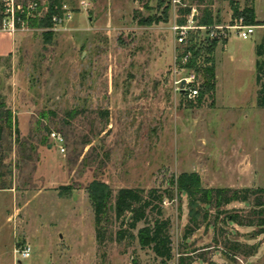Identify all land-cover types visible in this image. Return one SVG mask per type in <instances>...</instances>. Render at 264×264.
Returning a JSON list of instances; mask_svg holds the SVG:
<instances>
[{"label":"rangeland","instance_id":"obj_1","mask_svg":"<svg viewBox=\"0 0 264 264\" xmlns=\"http://www.w3.org/2000/svg\"><path fill=\"white\" fill-rule=\"evenodd\" d=\"M62 1L61 17L54 15L60 23L52 16L49 25L0 32V102L18 128L0 120V264H14L24 244L31 250L22 264H264V227L225 220L248 215L243 202L222 214L210 209L208 221L183 238L189 212L181 184L264 188V107L255 79L264 25L247 39L232 32L227 43L217 40L213 89L188 99L174 81L193 74L200 88L210 63L199 57V71L185 67L191 53L179 57L168 0ZM47 2L37 0V17ZM229 2L211 0L218 24L227 22ZM253 5L264 19V0ZM194 35L207 45L204 32ZM94 182L112 190L101 243L88 194ZM122 187L170 195L162 202L169 260L139 244L143 222L129 231L115 218Z\"/></svg>","mask_w":264,"mask_h":264},{"label":"trees","instance_id":"obj_2","mask_svg":"<svg viewBox=\"0 0 264 264\" xmlns=\"http://www.w3.org/2000/svg\"><path fill=\"white\" fill-rule=\"evenodd\" d=\"M27 0H24L26 2ZM37 3V0H30ZM204 7L199 18L200 25H212L217 20L213 18L210 8L211 0H203ZM62 0H48L47 12L44 17L31 16L26 18V24L30 27L49 25L51 17L62 15ZM231 19L242 18L246 25H264V21L256 19L253 0H245L243 7H240L237 0H230ZM182 13L187 10H181ZM179 23H184L185 18L181 16L177 20ZM146 23V22H145ZM196 35L192 33L187 37L186 43L179 51V57H182L186 52H190L188 63L185 67L189 70L199 71L196 69V60L200 57L204 62L210 63L203 69L205 80L202 82V87L199 88L198 98L213 89V66L211 54L217 44V40H208L206 46H199L196 43ZM201 49L204 50L202 55ZM255 70H256V103L258 107H264V37L255 45ZM2 119H5L2 121ZM0 120L8 127L9 130L14 128L17 133L15 117L5 105L0 102ZM0 122V123H1ZM3 127L0 124V138ZM187 195L188 206V223L183 233V238H187L203 223H206L209 218L210 209H215L219 214L226 213L228 210H223L224 206L232 202H243L251 206L249 214L240 216L237 213L225 214V220L229 223L245 226H261L264 227V188H226V187H202L199 184L187 185L181 183ZM3 188V187H0ZM88 194L92 204L95 240L101 243L104 239L102 228L103 221L107 220V213L110 209V199L112 190L105 183L94 182L88 187ZM170 195L157 188L145 190L143 188H119L113 198V211L115 218L120 220L122 226L131 231L136 228L139 222L144 225L137 230V239L142 247H150L156 257L165 262L171 258V240L169 235L170 221L163 217L162 202L164 198H169ZM126 229L118 231V239H123ZM264 229V228H262ZM264 232V230H261ZM131 236V235H130ZM132 237V236H131ZM183 264V260H181Z\"/></svg>","mask_w":264,"mask_h":264},{"label":"built area","instance_id":"obj_3","mask_svg":"<svg viewBox=\"0 0 264 264\" xmlns=\"http://www.w3.org/2000/svg\"><path fill=\"white\" fill-rule=\"evenodd\" d=\"M169 5L173 11V23L171 25V31L174 35L175 41L184 45L187 41V37L190 33L193 35L204 32V36L208 40H227L233 32L237 37L247 39L254 32V25H246L243 23L242 18L230 20L224 24H212V25H200L198 23L202 13L204 4L203 0H168ZM181 10H187L186 14ZM40 15L37 12V3L27 0H0V32L6 34H13L19 27V23L22 25L26 23V18L31 16ZM181 16H184V23H179L177 20ZM63 18L62 20H64ZM60 18L53 16V21L60 23ZM184 60H188V56L185 55ZM184 80L183 85L181 81ZM175 90L188 99H193L198 96L199 88L194 84V75L189 74L186 77L179 78L174 81ZM52 136L57 141H61L60 135L53 133ZM63 151L64 148L60 147ZM29 244H24L14 251V264H22V259L30 256Z\"/></svg>","mask_w":264,"mask_h":264},{"label":"crops","instance_id":"obj_4","mask_svg":"<svg viewBox=\"0 0 264 264\" xmlns=\"http://www.w3.org/2000/svg\"><path fill=\"white\" fill-rule=\"evenodd\" d=\"M239 1V0H238ZM239 4V6H240V2L238 3ZM231 9H230V7L228 8V12H227V17H226V20H227V22H225V23H228V22H230V20H231ZM212 15H213V18L216 20V13L214 12V11H212ZM257 19V18H256ZM258 21H264V19H262V20H259V19H257ZM217 22H215L214 24H216ZM218 24V23H217ZM255 26V25H254ZM255 28H257L256 26H255ZM261 28H264V27H262L261 26ZM227 41H228V39L226 40V43H227Z\"/></svg>","mask_w":264,"mask_h":264},{"label":"water","instance_id":"obj_5","mask_svg":"<svg viewBox=\"0 0 264 264\" xmlns=\"http://www.w3.org/2000/svg\"><path fill=\"white\" fill-rule=\"evenodd\" d=\"M183 83H184V80L181 81V85H183Z\"/></svg>","mask_w":264,"mask_h":264}]
</instances>
